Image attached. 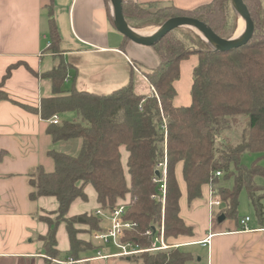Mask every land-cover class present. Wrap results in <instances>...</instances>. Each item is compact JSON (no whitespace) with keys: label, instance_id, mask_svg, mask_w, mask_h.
<instances>
[{"label":"trees","instance_id":"1","mask_svg":"<svg viewBox=\"0 0 264 264\" xmlns=\"http://www.w3.org/2000/svg\"><path fill=\"white\" fill-rule=\"evenodd\" d=\"M254 22L252 39L232 51L215 49L191 30L182 28L168 33L152 47L158 58L153 69L143 71L132 66L154 88L156 94H140L135 90L132 67L127 85L108 95L90 93L72 87L64 90L70 66L62 58L60 34L53 15L48 10L47 52L58 57L56 67L43 75L52 82L53 97L44 99L40 108L27 106L49 121L53 116L75 115L74 121L62 120L49 125L48 135L54 143L79 139V156L72 157L55 151L48 156L54 170L40 168L32 173L30 198H54L58 208L55 219L42 218L49 227L41 238L47 258L80 260L93 249L90 242L80 239L88 230H96L97 222L89 215L68 218L72 204L87 201L85 188L92 186L101 208H113L130 196L134 201L125 219L138 226L126 232L125 239L142 249L151 246L152 239L145 231L161 219V205L152 200L158 188L152 183L155 169L168 160L167 198L165 207V237L176 239L190 236L192 229L180 217L181 191L176 167L182 163L183 180L188 201L202 197V188L211 186L220 197L224 209L221 215L239 222L240 196L246 192L256 217L264 220V167L255 161L243 163L245 155L264 157V0H243ZM123 16L129 26L137 29L162 27L170 19L186 17L208 26L222 39H231L239 21L232 0H211L193 9H180L172 4H140L122 0ZM124 38L125 44L131 43ZM198 57L193 72L191 104L175 106V83L180 79V64ZM243 118L242 133L232 140L231 132ZM122 149L127 153L123 161ZM222 175L217 177L216 174ZM232 182V185L229 184ZM65 224L69 250L65 255L58 249V229ZM191 255L181 249L144 252L132 256V264H186Z\"/></svg>","mask_w":264,"mask_h":264},{"label":"crops","instance_id":"2","mask_svg":"<svg viewBox=\"0 0 264 264\" xmlns=\"http://www.w3.org/2000/svg\"><path fill=\"white\" fill-rule=\"evenodd\" d=\"M132 1L172 4L188 10L211 0ZM50 7L60 34V50L65 62L70 57L95 58L90 66L93 86L129 82L132 61L149 69L158 64L152 48L133 43L125 44V50L121 48L124 38L116 28L111 0H0V264H69L63 259L51 261L47 258L41 241L49 231L42 218L56 212L57 201L47 202L45 199L55 200L47 197L30 198L32 173L40 168L48 170L46 166L52 160L49 152L64 143H54L47 133L51 125L49 121L27 108H40L44 99L53 97L52 82L43 77L59 61L58 57L46 51ZM68 64V81L63 88L66 90L72 85L77 89L78 72L72 75L74 66ZM197 65V56L181 62L180 79L175 83V106L191 104L193 72ZM133 68L142 76L140 70ZM143 82L150 93L151 86L144 76ZM59 117L62 121L63 116ZM68 117L71 121L76 119L75 115ZM126 160L127 153L125 158L123 156V161ZM182 169L183 165L179 163L176 178L181 191L180 217L192 229V234L169 239L168 244L177 247L175 249H192V252L185 251L191 255L186 264H264V220H258L248 197L244 203L253 218L240 216L238 223L229 219L219 222L224 207L210 211L208 185L202 188L201 201H188ZM241 198L242 194L239 209ZM185 204L191 205L190 210L185 211ZM262 204L264 208V200ZM100 208L97 203L95 212ZM86 214H69L68 218ZM87 215L97 222L94 214ZM246 218L249 222L242 226L240 223ZM82 229L87 232L81 234L80 239L90 242L93 249L81 255L80 260H73L72 264H132L130 258L112 256L118 254V250L111 245L103 246L97 242L95 247L92 235L91 240L89 238L88 226L84 224ZM68 250L69 244L66 250L60 251ZM99 251L108 257H98Z\"/></svg>","mask_w":264,"mask_h":264},{"label":"rangeland","instance_id":"3","mask_svg":"<svg viewBox=\"0 0 264 264\" xmlns=\"http://www.w3.org/2000/svg\"><path fill=\"white\" fill-rule=\"evenodd\" d=\"M238 27H239V23L237 25V30H236L234 36L238 32ZM145 28L150 29L151 32L159 30V27H156V26H150V27H145ZM145 28H142V29H145ZM133 29H137V28H133ZM182 29L190 30V29H187L185 27ZM191 31L194 32L193 30H191ZM244 31H245V29H244ZM93 61H96L95 58L70 57L68 59L67 63H70L71 65L74 66V69L72 70V75H75L76 72H78L76 75V80H77L76 87H77V89H79L80 91H86V92H90V93L108 95V94H111L112 92L120 89L121 87L127 85L128 82H124L122 84L109 83L107 85L103 84L102 86H93L92 85L93 84V81H92L93 78H92V74L90 71V66L93 64ZM148 69L149 68H143L142 70L147 71ZM134 83H135V90L137 93L149 94L148 88L146 87L145 83L143 82V75L141 76L137 71L135 72V75H134ZM71 87H72V85L67 86L66 90H70ZM63 120L70 121V118L68 117V115H65V116H63ZM243 128H244L243 118H241V120L238 121V123L233 127L231 132H229L227 134H228V136H230V138L232 140H235L242 133ZM81 146H82L81 140L73 139V140H70V141H67L64 143H60V145H58L56 147L55 151H57L58 153L67 154V155L72 156V157H77L80 154ZM122 153H123V156L125 158L126 152L123 150ZM257 160H259V164L262 167H264V157H260V155H258V154L245 155L243 158V163L246 166H251ZM48 164L49 165L46 166V169H48V170H45V171H53L54 170L53 160H51L50 163H48ZM256 182L260 185H264V179L262 177H258L256 179ZM229 184L232 185V182H229ZM85 193H86L87 198H88L87 201H82L81 199H77L72 204L71 209L69 211V214H72V215H77V214L81 215L83 213L94 214L95 210L97 209L96 192L92 186H87L85 188ZM246 198H247L246 193L243 192L242 198H241V209H239V217L240 216L241 217L250 216V218H253L251 211H248V209H246L247 205H245V203H244L247 200ZM45 200H47V202H50V201L56 202V200H53V199H45ZM130 200H131V197L128 196L125 199V201H122L121 203L126 204ZM199 200L201 201L202 197L199 198ZM57 206H58V204H57ZM184 207H185V211H188V210H190L189 208L191 207V205L185 204ZM45 218H51L54 220L55 215L52 214V215H50V217H45ZM73 218H79L78 219L79 222H83V219L81 218V216L73 217ZM94 231L95 230H90V231L88 230V234H90V237H89L90 240H91V235H93L95 233ZM58 241H59L58 248L60 250L64 251L68 248L69 240H68L65 224H61L59 226ZM93 245L95 247H97L98 243L93 241ZM182 250L183 251H191L192 249H189V250L188 249H182ZM168 251H170V250H168ZM62 254L65 255V252H63ZM63 258H64V256L61 259H63Z\"/></svg>","mask_w":264,"mask_h":264},{"label":"built area","instance_id":"4","mask_svg":"<svg viewBox=\"0 0 264 264\" xmlns=\"http://www.w3.org/2000/svg\"><path fill=\"white\" fill-rule=\"evenodd\" d=\"M67 81L68 77L65 82ZM151 92L156 94L153 87H151ZM49 123L52 125H60L61 119L58 115H55L49 120ZM156 172L159 173L158 176L155 174ZM155 173L152 178V183L158 188V190L156 194L151 196V199L161 205V219L157 225L151 226L145 231V235L152 239L151 246L148 249H142L138 244L124 240L126 232H129L138 226L136 223L125 219L128 207L134 203L133 200H130L126 204H118L113 208H100L94 213V217L97 219V222H99V227L94 231L95 233L92 235V239L95 242H99L103 246L111 245L115 247L118 250V254L112 256L131 258L132 256L139 255L144 252H160L177 248L169 245L165 237V207L168 180V160L166 154L164 160L157 165ZM221 175V172L216 174L217 177H220ZM209 187L208 206L210 211L213 212L215 209L222 206V201L212 187ZM247 222H249V218L241 221L240 224L245 226ZM102 255V252L99 251L98 257H108ZM72 263L73 260H70L69 264Z\"/></svg>","mask_w":264,"mask_h":264},{"label":"water","instance_id":"5","mask_svg":"<svg viewBox=\"0 0 264 264\" xmlns=\"http://www.w3.org/2000/svg\"><path fill=\"white\" fill-rule=\"evenodd\" d=\"M111 1L113 4V11H114L113 18L118 32L123 37L130 40L131 43L146 48H152L155 44L161 41L168 33L172 32L175 29L184 28L187 25H194L207 38V40L205 41H207L215 49L227 52L246 45L252 39L255 30L254 22L252 21L251 15L248 11V8L244 4L243 0H232V4L235 10L238 12L240 18H243L246 23V32L243 38L238 42H233L232 41L233 37L229 40L222 39L218 35H216L212 31V29H210L204 23L186 17L170 19L162 27H159L158 32L154 36L148 39H141L133 34L132 32L133 28L128 25V23L126 22L123 16L122 0H111ZM155 174L157 176L159 175L158 172H156ZM225 219H226L225 216L221 215L218 218V221L223 222Z\"/></svg>","mask_w":264,"mask_h":264},{"label":"bare ground","instance_id":"6","mask_svg":"<svg viewBox=\"0 0 264 264\" xmlns=\"http://www.w3.org/2000/svg\"><path fill=\"white\" fill-rule=\"evenodd\" d=\"M185 28L193 30L196 34L201 36V38H203L204 40H207V38L201 33V31L198 30L194 25H187V26H185ZM244 29H245V31H244ZM132 32L138 38L148 39V38L154 36L158 31H154V32L152 31L151 32L150 29L145 28V29H132ZM245 32H246V23H245L243 18H240L238 32L233 37L232 41L233 42L240 41L243 38Z\"/></svg>","mask_w":264,"mask_h":264}]
</instances>
